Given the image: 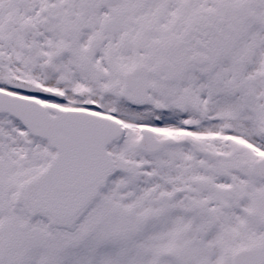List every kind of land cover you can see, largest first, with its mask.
Instances as JSON below:
<instances>
[{
    "label": "snow or ice",
    "instance_id": "6c2138e0",
    "mask_svg": "<svg viewBox=\"0 0 264 264\" xmlns=\"http://www.w3.org/2000/svg\"><path fill=\"white\" fill-rule=\"evenodd\" d=\"M0 264H264V0H0Z\"/></svg>",
    "mask_w": 264,
    "mask_h": 264
}]
</instances>
